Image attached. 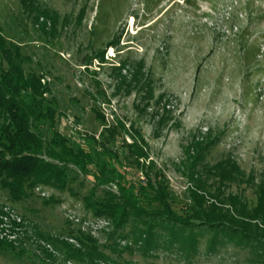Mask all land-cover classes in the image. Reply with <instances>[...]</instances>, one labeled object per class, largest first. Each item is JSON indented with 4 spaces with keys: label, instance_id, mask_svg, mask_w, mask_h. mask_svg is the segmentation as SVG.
<instances>
[{
    "label": "rangeland",
    "instance_id": "374dc122",
    "mask_svg": "<svg viewBox=\"0 0 264 264\" xmlns=\"http://www.w3.org/2000/svg\"><path fill=\"white\" fill-rule=\"evenodd\" d=\"M38 1L59 14L54 27L47 21L43 32L20 0H0V34L21 47L27 72L45 76L58 101V131L72 142L79 133L99 135L104 128L96 114L100 109L107 124L117 117L129 130L133 124L140 131L150 159L181 203L189 190L201 186L210 197L232 195L251 207L257 204L264 186V0ZM125 61L126 76L134 63L143 62L153 80V102L166 96L170 112L164 124L152 117L155 104L147 112L135 108L137 90L116 93L115 75ZM131 134L123 137L131 142ZM225 161L235 162L238 170L220 187L210 168ZM92 186L80 177L70 183L78 196L39 187L19 202L0 186V240L17 246L15 251L0 248V264H89L68 259L65 246L39 237L78 247L72 238L81 228L105 243L101 230L108 231L109 223L94 218L82 199ZM51 195L59 201L46 204ZM14 222L21 227L14 228ZM197 240L192 253L177 245L161 248L156 257L107 253L133 264H264L262 244L223 229H209ZM43 246L53 258L45 256Z\"/></svg>",
    "mask_w": 264,
    "mask_h": 264
},
{
    "label": "trees",
    "instance_id": "16d2710c",
    "mask_svg": "<svg viewBox=\"0 0 264 264\" xmlns=\"http://www.w3.org/2000/svg\"><path fill=\"white\" fill-rule=\"evenodd\" d=\"M20 1L24 12L41 31L46 32L47 21L53 27L57 23L59 14L55 10L42 6L38 0ZM26 60L21 47L0 34V186L19 202L39 187L69 190L78 196L70 183L80 177L90 179L93 186L82 198L84 207L94 218H103L110 225L108 231L101 230L106 232L103 244L91 235V230L81 228L79 236L72 238L78 247L60 238L40 235L43 242L50 241L55 247L63 245L68 249V259L89 264H133L119 262L107 250L120 257L125 252L156 257L161 248L177 245L183 253H192L198 235L209 229H223L264 246V186L260 187L254 207L232 195L210 197L201 186L189 190L181 203L164 171L150 159L149 146L133 124L129 130L117 117L107 124L105 115L96 109L104 125L99 135L79 133L72 142L58 131L57 98L43 74L26 71ZM127 65L128 61L122 62L117 69L116 93L137 90L135 108L140 113L147 112L155 104L157 110L152 117L158 118V125L164 124L170 112L166 109V96L160 95L153 102V80L144 73L143 62L133 64L130 76L122 74ZM94 101L99 104L98 97ZM160 108L165 111L162 115ZM130 131L131 142L123 137ZM233 170H238V166L231 161L210 168L220 187ZM58 201L52 195L45 199L46 204ZM13 226L21 227L15 222ZM13 241L0 240V248L15 251ZM43 247L45 256L53 258L49 249Z\"/></svg>",
    "mask_w": 264,
    "mask_h": 264
},
{
    "label": "built area",
    "instance_id": "2783aa9c",
    "mask_svg": "<svg viewBox=\"0 0 264 264\" xmlns=\"http://www.w3.org/2000/svg\"><path fill=\"white\" fill-rule=\"evenodd\" d=\"M17 228H20V227H17ZM13 235V234H12Z\"/></svg>",
    "mask_w": 264,
    "mask_h": 264
}]
</instances>
